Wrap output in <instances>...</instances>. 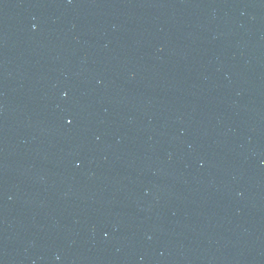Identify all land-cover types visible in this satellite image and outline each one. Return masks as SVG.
Segmentation results:
<instances>
[{
	"label": "water",
	"instance_id": "obj_1",
	"mask_svg": "<svg viewBox=\"0 0 264 264\" xmlns=\"http://www.w3.org/2000/svg\"><path fill=\"white\" fill-rule=\"evenodd\" d=\"M0 264H264V0H0Z\"/></svg>",
	"mask_w": 264,
	"mask_h": 264
}]
</instances>
